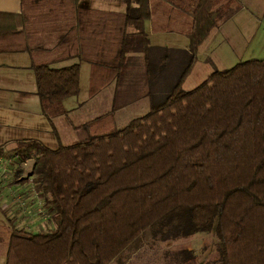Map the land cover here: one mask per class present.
I'll list each match as a JSON object with an SVG mask.
<instances>
[{"label":"trees","instance_id":"trees-1","mask_svg":"<svg viewBox=\"0 0 264 264\" xmlns=\"http://www.w3.org/2000/svg\"><path fill=\"white\" fill-rule=\"evenodd\" d=\"M153 1L122 0L123 12L106 13L80 9L79 0H20L18 14L0 13V53L28 56L48 125L66 114L62 100L78 95V62L89 65V96L118 89L127 54L148 62ZM157 1L187 21L186 62L146 114L117 130L100 115L76 128L87 138L70 146L54 128L55 149L30 139L0 145L1 157L32 162L28 176L53 224L31 233L9 222L4 264H125L146 246L199 234L215 238L212 264H264V60L181 90L233 0Z\"/></svg>","mask_w":264,"mask_h":264},{"label":"rangeland","instance_id":"rangeland-1","mask_svg":"<svg viewBox=\"0 0 264 264\" xmlns=\"http://www.w3.org/2000/svg\"><path fill=\"white\" fill-rule=\"evenodd\" d=\"M240 2L244 3L245 8L239 11L236 4L233 5L231 12L228 11L199 46L195 63L183 81L181 90L185 92L193 90L214 71L229 69L235 64L251 59L264 60V17L255 15L256 7L261 5L263 7L264 0H237L238 5ZM92 3L95 6L100 0H93ZM235 10L238 11L234 15ZM154 24L153 21L146 26L151 47L148 62L145 64L139 54H131L134 61L128 64L124 84L118 89L114 88V84H109L95 95L89 96L88 65L80 63L78 95L62 100L61 105L66 115L53 118L51 126L40 113L38 100L34 95V82L29 85L26 97L0 94V121L7 123L11 121L12 125L19 122L24 127H29L27 132L19 130L13 135H9L10 131L1 127L0 141H5L8 135V138L13 139H34L50 149H55L57 141L52 133L53 128L59 144L70 146L87 138L84 130L74 128L100 115L109 114L106 125L108 124L109 129L117 130L123 128L130 120L146 114L150 100L156 103L163 98L186 62V40L180 35L184 30L181 20L180 23H168L169 28H173V32H158L159 35L152 36L151 26L154 27ZM18 58L27 62L25 55ZM73 63L76 61L54 65L52 68ZM5 71L9 74L15 73L13 69ZM25 72L26 70H22L18 73ZM17 109L20 111L17 112ZM9 144L13 145V142ZM31 165V161L22 164L9 162V166L7 165L9 169L7 167L5 185L13 189L7 196L17 204L24 203L25 207L30 204L35 205L38 200L35 189L33 188L34 193L31 188L33 180L29 181ZM17 170L20 173L15 175ZM13 177L22 182L14 184ZM14 189L20 193H14ZM5 199L6 197L0 196V203ZM1 220H4L3 217ZM31 221L35 222V219ZM18 222L25 228L26 222L29 221L19 219ZM30 228L28 225L29 231ZM215 244L212 234H199L184 240L155 243L131 256L125 264H212L215 260Z\"/></svg>","mask_w":264,"mask_h":264},{"label":"crops","instance_id":"crops-1","mask_svg":"<svg viewBox=\"0 0 264 264\" xmlns=\"http://www.w3.org/2000/svg\"><path fill=\"white\" fill-rule=\"evenodd\" d=\"M92 1L93 0H79V2L77 3V7L80 9H84V10L99 11V12H106V13L123 12L124 7L122 4V0H100V3L96 4L95 6L92 3ZM242 3L240 2L238 5L237 0H233V2L229 5L228 9L231 12V7L236 4L235 6H237L239 11H241L243 8H245L244 3L243 4ZM151 8L153 11L152 18L144 23V32L149 42V54H150V48H151L150 39H149L150 37L148 36L146 32V26L149 22H153V21L155 22L154 27L151 26V34L152 36H155V35H159L158 32L160 33L173 32L174 31L172 30L173 28L172 27L169 28L168 23H175V22L180 23V20H181L184 30L180 32V35L184 38V40H186L182 33L187 28V21L185 20L184 16L180 12L172 10L170 7L166 6L163 2L157 1V0L152 2ZM256 8L257 10L255 12V15L264 17V6L262 7L261 5V7L259 6ZM20 9H21L20 0H0V13L18 14L20 12ZM237 11L238 10L233 11L234 15L237 13ZM155 26H158L161 29L158 30V28ZM126 31L127 33H131L132 29L127 28ZM163 47H166V46H163ZM186 51H187V41H186ZM131 54H127V59H128L127 67L129 63H133L132 61H134ZM134 54H139L142 57V54L140 53H134ZM22 55H25L27 57L26 63L23 61V59L18 58L19 56H22ZM73 60L75 59L53 63L51 64L50 67L54 65H63L62 63L73 61ZM75 61L77 63V60ZM80 63L87 64L86 62H78L79 69H80ZM29 65H30V60L25 53H0V94H13V95H19V96L26 97L28 94L27 90H28L29 85L33 84L34 82L33 74H32L31 69L29 68ZM64 66H61V67H64ZM7 69H13L15 73L14 74L6 73L5 70ZM22 70H26V72L18 73V72H21ZM89 71L90 69L88 65V78H89ZM124 78H125V74L123 76V79H122L123 81L121 83V86L124 84ZM28 80H30L29 83H28ZM34 95H35V86H34ZM19 111L20 110L17 109V112ZM79 126H76L74 129L77 130L76 128ZM1 127H4V129L9 130L10 131L9 135H13L14 133H17L19 130H24L25 132H27L28 131L27 129L29 128V127H24L22 123H19V122H17L16 125H12L11 121L10 123H7L5 121H0V129ZM6 137L7 138L5 141L3 142L0 141V145L5 146L4 147L5 151L11 150V148H13L14 144L17 141L28 140V138H22V139L8 138V135ZM30 140H34V139H30ZM11 142H13V145L9 144ZM0 158L4 160L7 159L1 156ZM14 160L15 159L8 160L7 165L9 166V162H11L12 164L15 163ZM13 179L15 178L13 177ZM18 181L19 180L15 179L13 183L18 184L16 183ZM10 191H13V189L6 187L5 182L1 184L0 196L2 198L6 197V199L3 200V203H0V207H1L0 216L3 217L4 219L2 221L0 217V264L5 263L6 246H7V241L10 235V223L9 222L13 223V225L16 228L23 229L25 231H29V229H27V226L29 225V227H31L29 232L31 233H36L38 231H43V230H49L52 228V225H53L52 222L48 220L45 216H39V214H37L36 205L34 204H30L29 206H26L23 212L20 211L15 201L10 200V197L7 196L8 192L10 193ZM15 192H16V189H14V193ZM20 212H22V215H20ZM19 216H21L22 218ZM19 219H26V221H29V222H26L27 225H25V228H23L22 225L20 226V223L18 222ZM33 219H35V222L33 221L30 222V220H33ZM39 220H40V223H39Z\"/></svg>","mask_w":264,"mask_h":264},{"label":"built area","instance_id":"built-area-1","mask_svg":"<svg viewBox=\"0 0 264 264\" xmlns=\"http://www.w3.org/2000/svg\"><path fill=\"white\" fill-rule=\"evenodd\" d=\"M7 161H8L7 159L4 160V159L0 158V186H1V184H3L7 180V175H6V173H7V164H8ZM31 180H32V177H29V181H31ZM31 188L33 190L32 185H31ZM16 192H18V191H16ZM33 192H34V190H33ZM18 193H20V192H18ZM35 195H37V194L35 193ZM13 198H15V197H13ZM16 205H17V207L19 208L20 211H22V212L24 211V209H25V204L24 203H18V204L16 203ZM35 205H36L37 214H39V216H44L42 208H41L42 207L41 206V202H40L39 199L36 200ZM22 212H20V213H22Z\"/></svg>","mask_w":264,"mask_h":264}]
</instances>
